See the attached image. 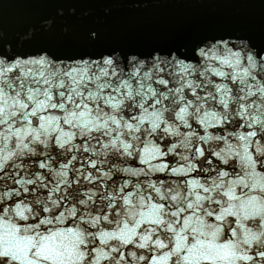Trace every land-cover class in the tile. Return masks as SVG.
I'll list each match as a JSON object with an SVG mask.
<instances>
[{"label":"clouds","instance_id":"clouds-1","mask_svg":"<svg viewBox=\"0 0 264 264\" xmlns=\"http://www.w3.org/2000/svg\"><path fill=\"white\" fill-rule=\"evenodd\" d=\"M64 12L0 19V264H264V47L24 46Z\"/></svg>","mask_w":264,"mask_h":264},{"label":"water","instance_id":"water-1","mask_svg":"<svg viewBox=\"0 0 264 264\" xmlns=\"http://www.w3.org/2000/svg\"><path fill=\"white\" fill-rule=\"evenodd\" d=\"M129 0H0V19L10 30L37 25L43 18L54 21V31L38 33L25 47L48 45L58 51L87 47L89 30L98 29V47L119 46L125 51L148 52L188 46L203 35L222 28H239L264 47V0H149L146 8L128 7ZM74 8V13L68 9ZM105 8L110 12L105 13ZM88 15H83L84 11ZM68 27L65 33L63 29Z\"/></svg>","mask_w":264,"mask_h":264}]
</instances>
